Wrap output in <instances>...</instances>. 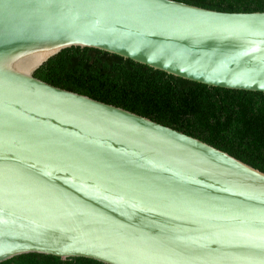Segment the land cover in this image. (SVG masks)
Wrapping results in <instances>:
<instances>
[{
    "label": "water",
    "instance_id": "95a60500",
    "mask_svg": "<svg viewBox=\"0 0 264 264\" xmlns=\"http://www.w3.org/2000/svg\"><path fill=\"white\" fill-rule=\"evenodd\" d=\"M264 93V12L174 0H0V264H264V173L35 77L68 48Z\"/></svg>",
    "mask_w": 264,
    "mask_h": 264
},
{
    "label": "trees",
    "instance_id": "16d2710c",
    "mask_svg": "<svg viewBox=\"0 0 264 264\" xmlns=\"http://www.w3.org/2000/svg\"><path fill=\"white\" fill-rule=\"evenodd\" d=\"M174 1L225 13L264 12V0ZM35 77L182 132L264 173V93L208 87L79 47L52 57ZM1 264L102 263L28 254Z\"/></svg>",
    "mask_w": 264,
    "mask_h": 264
}]
</instances>
